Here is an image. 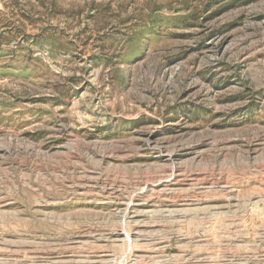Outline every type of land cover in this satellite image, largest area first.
Instances as JSON below:
<instances>
[{
  "label": "rangeland",
  "instance_id": "1",
  "mask_svg": "<svg viewBox=\"0 0 264 264\" xmlns=\"http://www.w3.org/2000/svg\"><path fill=\"white\" fill-rule=\"evenodd\" d=\"M0 264H264V0H0Z\"/></svg>",
  "mask_w": 264,
  "mask_h": 264
}]
</instances>
